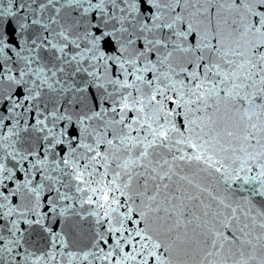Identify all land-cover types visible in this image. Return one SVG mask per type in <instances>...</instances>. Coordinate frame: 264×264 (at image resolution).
I'll return each mask as SVG.
<instances>
[{
  "label": "snow or ice",
  "instance_id": "obj_1",
  "mask_svg": "<svg viewBox=\"0 0 264 264\" xmlns=\"http://www.w3.org/2000/svg\"><path fill=\"white\" fill-rule=\"evenodd\" d=\"M0 264H264V0H0Z\"/></svg>",
  "mask_w": 264,
  "mask_h": 264
}]
</instances>
